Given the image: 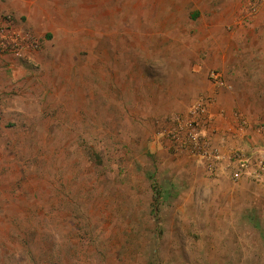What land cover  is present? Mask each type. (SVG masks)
I'll use <instances>...</instances> for the list:
<instances>
[{"label": "rangeland", "instance_id": "obj_1", "mask_svg": "<svg viewBox=\"0 0 264 264\" xmlns=\"http://www.w3.org/2000/svg\"><path fill=\"white\" fill-rule=\"evenodd\" d=\"M1 34L0 264H264V176L159 138L219 90L264 124V0H0Z\"/></svg>", "mask_w": 264, "mask_h": 264}, {"label": "built area", "instance_id": "obj_2", "mask_svg": "<svg viewBox=\"0 0 264 264\" xmlns=\"http://www.w3.org/2000/svg\"><path fill=\"white\" fill-rule=\"evenodd\" d=\"M250 13L257 10V2L249 5ZM11 16H3L4 25L1 31L10 29ZM4 34V33H3ZM0 44L4 49L16 44V39H8L6 35H0ZM210 78L214 83L223 85L224 76L218 69L210 71ZM213 97L200 96L184 112L170 117L160 130L159 138L166 139L169 146L176 152H185L197 156L211 175L228 174L231 179L238 180L244 175L255 178L264 176V158L250 154L243 148L232 147L225 152L220 144L214 140L217 127L214 123L215 113L212 112ZM223 114V110L219 111ZM264 135V124H253L244 114L236 116V123L232 126V132L238 136H245L249 130Z\"/></svg>", "mask_w": 264, "mask_h": 264}, {"label": "crops", "instance_id": "obj_3", "mask_svg": "<svg viewBox=\"0 0 264 264\" xmlns=\"http://www.w3.org/2000/svg\"><path fill=\"white\" fill-rule=\"evenodd\" d=\"M211 80L212 79L209 77L207 81L210 82ZM213 85L217 86L215 84ZM219 87L222 88L221 86ZM218 94H219L220 100L215 102L214 107L211 108L212 112L215 113L214 123L217 127V130L215 134L213 135L215 142L220 144L221 149L225 152L229 151L232 147L234 148L241 147L247 150L248 152H252L253 150H256V151L259 150L260 152H264V146H263L264 143L262 142L264 141L263 140L264 135L257 134L252 129L249 130V133L245 136H238L234 132H232V126L236 123V116L232 113L230 101L227 98V93L222 90H219ZM221 104L222 106L223 105L225 106L226 110L223 107H221ZM220 110H223V114L219 113ZM253 121H256V120L253 119ZM256 123H260V122H256ZM194 157L197 159L198 163L202 164V161L197 156H194ZM246 176L248 175H244L238 180L232 179V181L233 183H236L241 186L244 184V182L247 181L245 179Z\"/></svg>", "mask_w": 264, "mask_h": 264}, {"label": "trees", "instance_id": "obj_4", "mask_svg": "<svg viewBox=\"0 0 264 264\" xmlns=\"http://www.w3.org/2000/svg\"><path fill=\"white\" fill-rule=\"evenodd\" d=\"M162 201H163V197L161 195H159V197L156 198L154 202H155V205H158Z\"/></svg>", "mask_w": 264, "mask_h": 264}]
</instances>
